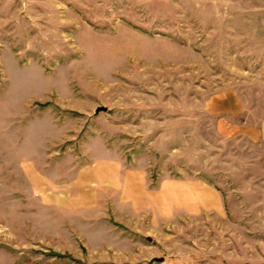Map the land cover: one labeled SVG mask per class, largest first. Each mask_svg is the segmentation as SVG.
<instances>
[{
    "label": "rangeland",
    "instance_id": "obj_1",
    "mask_svg": "<svg viewBox=\"0 0 264 264\" xmlns=\"http://www.w3.org/2000/svg\"><path fill=\"white\" fill-rule=\"evenodd\" d=\"M261 126L264 0H0V264H264Z\"/></svg>",
    "mask_w": 264,
    "mask_h": 264
},
{
    "label": "crops",
    "instance_id": "obj_2",
    "mask_svg": "<svg viewBox=\"0 0 264 264\" xmlns=\"http://www.w3.org/2000/svg\"><path fill=\"white\" fill-rule=\"evenodd\" d=\"M255 133L257 134V136L260 140L264 141V126L263 127L261 126L258 131H255ZM106 166L107 165L103 164V165H96L92 168L93 169H103V168L106 169L107 168Z\"/></svg>",
    "mask_w": 264,
    "mask_h": 264
},
{
    "label": "water",
    "instance_id": "obj_3",
    "mask_svg": "<svg viewBox=\"0 0 264 264\" xmlns=\"http://www.w3.org/2000/svg\"><path fill=\"white\" fill-rule=\"evenodd\" d=\"M106 108L102 107V106H98L94 109L93 114H98L100 112H105ZM147 240H149V238H147ZM154 261H161V259H153Z\"/></svg>",
    "mask_w": 264,
    "mask_h": 264
}]
</instances>
